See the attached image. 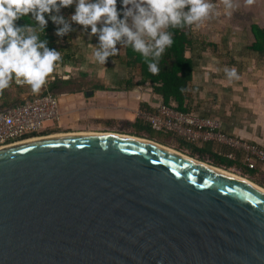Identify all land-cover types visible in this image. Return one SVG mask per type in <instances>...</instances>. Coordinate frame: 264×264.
<instances>
[{"label":"water","instance_id":"water-1","mask_svg":"<svg viewBox=\"0 0 264 264\" xmlns=\"http://www.w3.org/2000/svg\"><path fill=\"white\" fill-rule=\"evenodd\" d=\"M47 137L0 150V264H264L261 189L151 140Z\"/></svg>","mask_w":264,"mask_h":264},{"label":"crops","instance_id":"crops-1","mask_svg":"<svg viewBox=\"0 0 264 264\" xmlns=\"http://www.w3.org/2000/svg\"><path fill=\"white\" fill-rule=\"evenodd\" d=\"M73 29L67 43H62L60 39L59 43H56V47H64L63 51H60L61 58L66 54L67 61L57 62V67L39 93L34 94L29 85L17 83L15 79L10 82L17 84L18 102L41 96L48 85L56 80L82 81L79 91H63L57 94L58 98H62L60 101L63 113L59 129H62V126L68 128V124L73 121L94 119L98 126L101 125V129L107 130L104 133L139 137L164 145V140L157 141L155 136L150 138L145 131H138L132 126L136 122L146 124L135 118L137 109L153 110L158 103L163 102L162 97L153 90L149 81H143L141 76H129L123 71L127 66L120 64L117 57L123 56L124 52L110 56L107 60L108 62L109 59H116L124 67H114L107 62L100 64L92 55V45L97 44L96 37L81 31L79 25L75 24ZM217 49L219 46L214 43L193 42L191 50L185 53L187 57L192 58L193 71L185 92L183 108L186 112L200 117L219 119L225 133L264 148V73H250L244 61L217 56L213 52ZM91 64L98 66L93 75L90 73L92 71L88 70ZM226 67H234L239 79L229 80L224 71ZM170 103L175 104L174 101ZM54 131L57 130L51 126L41 132L48 134ZM200 147L215 153L217 150L228 151L226 147H219L210 142ZM236 155L241 158L240 152ZM257 167L264 172L263 165L258 164ZM233 169L230 171L233 172ZM239 169L242 174H249V171L237 168Z\"/></svg>","mask_w":264,"mask_h":264},{"label":"clouds","instance_id":"clouds-1","mask_svg":"<svg viewBox=\"0 0 264 264\" xmlns=\"http://www.w3.org/2000/svg\"><path fill=\"white\" fill-rule=\"evenodd\" d=\"M0 0V90L15 79L39 93L61 60V53L40 38L49 20L56 26V37L63 39L73 31L95 36L92 45L96 62L106 64L119 51L118 45L130 47L147 63L148 71L158 72V58L173 44L169 28L195 25L209 17L215 5L209 0ZM224 13L232 14L233 0H222ZM252 5L254 0H245ZM74 7L65 17L62 9ZM31 14L35 21L16 22ZM90 29V31H89ZM59 43V40H57ZM229 80L239 79L237 70L225 68ZM49 136V135H46ZM41 137V136H39Z\"/></svg>","mask_w":264,"mask_h":264},{"label":"trees","instance_id":"trees-1","mask_svg":"<svg viewBox=\"0 0 264 264\" xmlns=\"http://www.w3.org/2000/svg\"><path fill=\"white\" fill-rule=\"evenodd\" d=\"M117 7L118 9L120 8L119 0ZM62 14L67 17L63 11ZM30 17L31 14H28V16L22 17L16 23L21 26L29 23L35 25V21H32ZM243 26L248 35V51L264 54V26H260L255 22H249L246 25L243 24ZM55 28L56 26L49 20L45 31L38 32V34L40 35L41 39L47 40V46L49 48H55L59 51H63L62 49L64 47L62 45L56 47L57 40L60 38L56 37ZM192 28L193 25L168 29V31L173 34V44L170 47H167L161 57L158 58V72L155 74L148 71L145 58H143L139 53L133 52L130 47L118 45V47H123L122 50L124 52L123 56L117 57L120 63L127 67H130L134 64L140 65L143 81H149L153 90L162 97L165 104H171L175 108L182 111H185L183 108V101L185 99V92L187 90V85L191 80L193 71L192 58L185 55L186 52L191 50L192 44L194 42ZM203 41L205 42V40ZM66 61L67 56L64 54L60 62L64 63ZM81 83L82 81L75 82L72 79L64 81L56 80L48 85V88L45 92H43L42 95L50 93L57 96V94H60L63 91H79L81 89ZM17 90V84L14 82L9 84L7 88L0 90V110L17 104L19 105L20 102L17 100ZM170 101H174L175 104L170 103ZM132 126L138 131H145V133H147L150 138L155 136L154 133H158L161 136H164L167 140L170 138L175 139L181 146L184 147V149L190 152L189 157L192 158L197 156L198 161L226 170H231L234 168L233 172L238 174H242V172L240 169L237 170V168H243L249 171V177L260 176L263 177L262 179H264V172L260 171L258 167H256L254 170L247 169V167L241 162V158L238 155H236V159L234 161H230L224 157L218 156L215 151H209L208 149L200 147V145L188 144L172 134H164L154 131L147 124L143 125L140 122H136ZM49 134L50 133L46 134V132H40L38 134L27 136L26 138L46 136ZM260 185L263 186L261 183Z\"/></svg>","mask_w":264,"mask_h":264},{"label":"built area","instance_id":"built-area-1","mask_svg":"<svg viewBox=\"0 0 264 264\" xmlns=\"http://www.w3.org/2000/svg\"><path fill=\"white\" fill-rule=\"evenodd\" d=\"M61 112L60 99L50 93L0 110V148L30 139L26 137L43 131L48 121L53 123L54 129H59ZM134 114L154 131L172 134L185 143L202 145L210 142L226 147L227 152L217 150L216 154L227 160L234 161L236 153L240 152L241 162L249 170H254L258 164L264 166V148L225 133L219 119L200 117L164 102L158 103L153 110L137 109Z\"/></svg>","mask_w":264,"mask_h":264},{"label":"rangeland","instance_id":"rangeland-1","mask_svg":"<svg viewBox=\"0 0 264 264\" xmlns=\"http://www.w3.org/2000/svg\"><path fill=\"white\" fill-rule=\"evenodd\" d=\"M209 2L215 5V7L213 8L209 17L200 22L199 27L193 25L192 35L194 42L214 43L219 46V49L213 50L217 56L244 61V63L247 65L246 68H249L250 73L252 74H260L258 72L264 73V54L248 51L247 45L249 40L246 30L243 26V24L246 25L249 22H255L260 26H264V0H254V3L250 6L245 3V0H233L234 8L232 9L231 15H226L224 13L222 0H209ZM62 11L68 17L74 12V7L62 9ZM70 36L71 34L69 32L67 36H65L63 39H60V41L62 43H67ZM202 39L205 40V42ZM224 47H226V49ZM118 49V54L123 52V47H118ZM107 63L114 67L121 66L120 64H122H119L116 59H109ZM123 69V71L127 72L129 76L137 75L141 76L142 78L140 65L138 66L134 64ZM88 70L92 71L90 73L93 75L94 72L98 70V66L96 67L95 64H91L89 65ZM59 99L62 101L61 97H59ZM64 104H66V102H64ZM51 126L53 127V123L51 121H48L44 124L45 128ZM68 126V128H64V126H62L64 129H56L57 131H54L49 135L77 132H107V130L101 129V125L98 126V123H96L94 119H80L78 121L70 122ZM154 135L157 141H159V139L164 140V142H162L164 146L184 153L187 156L190 155V152L184 149V147L181 146L175 139L170 138L169 140H165L158 133H154ZM192 158L198 160L197 156ZM226 171L231 172L230 170ZM237 175L244 177L245 179H248L259 186H261L260 183L264 186V179H262L263 177H249V175L238 173ZM263 186L261 187L264 188Z\"/></svg>","mask_w":264,"mask_h":264},{"label":"bare ground","instance_id":"bare-ground-1","mask_svg":"<svg viewBox=\"0 0 264 264\" xmlns=\"http://www.w3.org/2000/svg\"><path fill=\"white\" fill-rule=\"evenodd\" d=\"M108 134H114V135H119V136H122V137H131V136H128V135H122V134H115V133H104V132H102V133H93V132H77V133H61V134H53V135H49L47 138H49V137H57V136H67V135H108ZM133 137V136H132ZM39 139H44V138H31V139H28V140H25V141H23V142H20V143H16V144H13V145H17V144H21V143H24V142H29V141H34V140H39ZM133 139H136V140H139V141H144V140H147V139H144V138H139V137H133ZM156 143V142H155ZM157 144H159V143H157ZM12 145V146H13ZM163 149H165V150H167V151H170V152H172V153H175V154H177V155H180V156H182V157H185V158H189V159H192V160H195V159H193V158H191V157H189V156H187V155H185V154H183V153H181V152H178V151H176V150H174V149H171V148H169V147H167V146H164V145H162V144H159ZM2 149H4V148H0V150H2ZM196 161V160H195ZM202 164V166H204V167H209L208 165L209 164H207V163H204V162H201ZM210 168H212V169H215L216 171H219V172H221V173H225V174H229V175H231V176H233V177H236L237 179H240V180H243V181H245V182H247V183H249V184H251V185H253V186H255V187H257V188H259V189H261L262 191H264V188H262L261 186H259V185H257V184H255V183H253L252 181H250V180H248V179H245V178H243V177H241V176H239V175H237V174H234V173H232V172H228V171H226V170H224V169H221V168H218V167H214V166H211L210 165V167H209V169Z\"/></svg>","mask_w":264,"mask_h":264}]
</instances>
